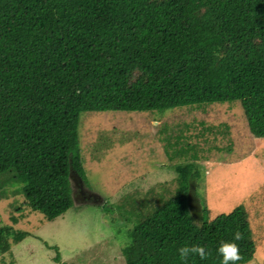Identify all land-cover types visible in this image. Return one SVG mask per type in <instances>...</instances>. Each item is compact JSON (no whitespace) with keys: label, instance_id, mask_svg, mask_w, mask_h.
<instances>
[{"label":"trees","instance_id":"16d2710c","mask_svg":"<svg viewBox=\"0 0 264 264\" xmlns=\"http://www.w3.org/2000/svg\"><path fill=\"white\" fill-rule=\"evenodd\" d=\"M233 100L264 138V0H0V197L19 185L49 221L75 206L72 170L85 180L82 112ZM174 171L175 193L133 226L126 264H222L217 249L237 231L238 264L251 261L243 206L209 220L191 194L199 168ZM27 234L0 224V255ZM194 244L208 257L181 260Z\"/></svg>","mask_w":264,"mask_h":264},{"label":"rangeland","instance_id":"374dc122","mask_svg":"<svg viewBox=\"0 0 264 264\" xmlns=\"http://www.w3.org/2000/svg\"><path fill=\"white\" fill-rule=\"evenodd\" d=\"M85 180L71 177L75 206L53 221L32 211L19 185L0 197V224L28 234L10 239L0 264H126L133 226L177 189L174 166L201 172L195 192L208 219L243 206L264 264V138L250 132L240 100L163 111L82 112ZM192 211L198 219L201 206ZM200 221V220H198Z\"/></svg>","mask_w":264,"mask_h":264},{"label":"clouds","instance_id":"9594fccd","mask_svg":"<svg viewBox=\"0 0 264 264\" xmlns=\"http://www.w3.org/2000/svg\"><path fill=\"white\" fill-rule=\"evenodd\" d=\"M242 239V234L237 231L234 234L232 241H222L217 251L222 256V264H238V261L242 259L240 255V249L236 241ZM180 258L186 261L190 255H198L201 259H206L209 253L204 246L191 245L184 246L178 249Z\"/></svg>","mask_w":264,"mask_h":264}]
</instances>
